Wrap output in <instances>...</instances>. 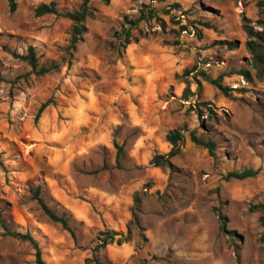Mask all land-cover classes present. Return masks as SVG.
<instances>
[{
	"label": "rangeland",
	"instance_id": "rangeland-1",
	"mask_svg": "<svg viewBox=\"0 0 264 264\" xmlns=\"http://www.w3.org/2000/svg\"><path fill=\"white\" fill-rule=\"evenodd\" d=\"M52 1L67 13L83 0H17L13 13L0 0V264H36L34 247L3 223L31 234L48 264H95L97 237L127 233L136 197L144 235L133 230L129 242L109 245L103 264H263L261 213L250 207L264 203V81L243 30L244 17L263 18L259 0H92L72 57V21L35 16ZM150 8L158 19L142 22L123 47L124 18ZM29 47L39 67L59 68L33 72L15 55ZM203 73L221 77L230 96ZM178 129L184 140L172 166L152 164ZM191 131L216 143V157ZM245 169L258 174L225 179ZM38 186L73 234L43 213ZM217 210L234 234L221 232Z\"/></svg>",
	"mask_w": 264,
	"mask_h": 264
},
{
	"label": "trees",
	"instance_id": "trees-1",
	"mask_svg": "<svg viewBox=\"0 0 264 264\" xmlns=\"http://www.w3.org/2000/svg\"><path fill=\"white\" fill-rule=\"evenodd\" d=\"M7 1L9 3L10 12L12 13L15 12L18 8L17 0H7ZM91 1L92 0H83L79 9L67 13H61L58 10L57 3L55 1H52L50 3L42 2L41 4L38 5V7L35 10L36 17H43L46 15H60L72 21L73 25L71 31V39L69 46L67 47L66 50L67 55L69 57L73 56L74 52L77 50L79 43L83 41L84 36L88 33V26L86 22L92 13V8L90 6ZM257 6L263 18L259 19L256 24H253V22L250 19L244 17L243 30L247 36L246 46L252 56V65L254 70L256 71V77L257 79L264 81V0H259ZM153 19H158V13L156 10L152 8L141 9L139 12V16L135 19L125 17L124 25L118 35V39L119 41L122 42V46L126 48L132 42L136 41L137 38L134 36L133 31L137 30L142 22H148ZM218 44L227 46L229 49L233 50L237 48L238 42L224 40V41H218ZM15 55L20 59H22L23 61H26L28 65L32 68L33 72H36L39 75L48 74L49 72L59 68L58 64H53L50 67H46V66L39 67L38 57L34 47H29L27 54L25 55H19V54H15ZM187 73H191V71H187ZM240 74L245 76V78L248 81L250 82L253 81V76L250 71L242 70ZM203 76L209 83L214 85L225 96H230L231 89L223 85L221 77L217 79H211L205 73H203ZM2 82H3V78L0 75V84ZM198 85L200 91L202 88L201 81H198ZM188 92L190 93V87H188V89L186 90V94H185L186 98H189ZM48 106H49L48 102H45L41 105L37 113V117H36L37 119H39L42 116V114L44 113V111ZM190 138L195 144L207 148L212 157H216V143L213 140L202 139L197 135L195 131L190 132ZM183 140H184V133L182 130L178 129L170 132L167 136V141L172 146L171 151L166 155L165 154L156 155L152 160V164H154L157 167H171L172 166L171 159L180 153L181 143L183 142ZM257 174L258 171L254 169L232 171L227 173L225 179L244 180L247 178L255 177ZM41 192L42 189L40 186H38L35 190H33V196L37 200L43 213L53 222L61 224L64 229L68 230L73 234V231L69 225V221L64 216L59 215L56 211H54L46 204V202L43 200L41 196ZM139 209H140V199L136 197L135 211L133 212L132 220L127 227V233L119 232L115 230H105L99 234V236L97 237V244L93 249V257H92L93 263L103 264L100 258L101 251L106 249L109 245L115 243L120 245L125 242H129L131 240V235L133 230L137 231L139 234L144 235L145 229L141 223ZM250 212L261 213L259 221H260V225L264 229V203L252 205L250 207ZM217 215L220 222L221 232L224 234H234V232L228 230L227 217L220 210H217ZM3 228L5 229L8 235H11L22 241L29 242L34 247L36 251L35 253L36 264H48L43 258L42 249L38 241L31 234L12 232L10 229L7 228V226L4 223H3ZM260 241L263 246V264H264V230L261 235Z\"/></svg>",
	"mask_w": 264,
	"mask_h": 264
}]
</instances>
